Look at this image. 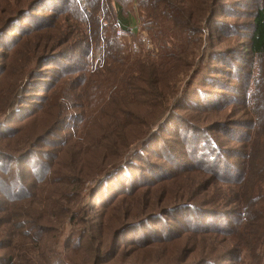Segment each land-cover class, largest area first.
Returning <instances> with one entry per match:
<instances>
[{
	"label": "trees",
	"instance_id": "obj_1",
	"mask_svg": "<svg viewBox=\"0 0 264 264\" xmlns=\"http://www.w3.org/2000/svg\"><path fill=\"white\" fill-rule=\"evenodd\" d=\"M51 1L0 0V38L17 31L20 37H27L32 29L22 22L36 20L31 13ZM61 3L53 9L58 17L62 15L57 28L76 20L89 25L93 37L98 27L105 29L103 42L113 44L108 45L110 56L112 48H123L117 29L128 33L133 26L125 8L137 3L148 7L150 0ZM219 3L203 1L197 17L194 10L180 19L175 14L182 11L173 0H161L152 9L155 18L173 19L184 35L185 29L192 28L188 34L198 36L195 41L200 43L222 13ZM107 5L115 11L117 22L107 16ZM250 19L247 42H237L248 62L236 70L239 79L245 72L241 82L236 79L244 88L238 101L248 116L240 124L244 132L235 138V133H227L225 123L214 126L240 144L228 154L233 162L222 152L220 138L210 133L202 138L193 134V159L183 157V152L172 150L163 140L160 157L157 155L161 167L149 163V168L137 169L138 177L125 176L137 168L156 140L161 142L159 134L152 145L150 140L146 142L153 120L168 112L159 127L163 131L166 124L178 120L180 110L191 107L185 106L183 94L172 102L194 67L196 57L188 51L168 53L160 63L152 64L150 71L144 69L126 80L127 103L112 108L114 119H125L110 124L105 136L91 145V152L79 148L71 159L62 160L64 150H51L49 141L55 136L46 132L40 136L46 150L35 153L28 143L18 154L20 150L15 148L22 141L21 134L15 136L16 130L7 126L10 120L0 124V264H264V0L257 1ZM204 22L205 27L196 30L195 25ZM38 29V33L44 30ZM94 47L99 48L97 43ZM91 51L87 49L86 55ZM35 60L38 65L44 63L40 53ZM143 113L146 119L141 118ZM188 127L193 133L205 129L192 121ZM178 139L171 140L182 145ZM72 143L71 138L69 146ZM132 145L139 148L128 153ZM151 168L159 170L149 177L146 174ZM92 178L90 194L79 204L80 188ZM92 209L102 213L99 218L91 216Z\"/></svg>",
	"mask_w": 264,
	"mask_h": 264
},
{
	"label": "rangeland",
	"instance_id": "obj_2",
	"mask_svg": "<svg viewBox=\"0 0 264 264\" xmlns=\"http://www.w3.org/2000/svg\"><path fill=\"white\" fill-rule=\"evenodd\" d=\"M160 1L150 0L148 7L137 3L125 8V15L132 18L130 21L133 26L126 31L128 33L117 29L116 36L123 48H112L110 56L108 45L113 47V44L103 42L105 29L98 27L99 31L93 37L89 35L90 26L80 25L76 20L66 22L63 29L57 28L60 25L57 21L62 15L58 17L53 9L62 5L61 0L44 3L31 13L36 20L22 22L23 26L32 29L27 37H20L17 31L0 38V124L10 120L7 126L16 130L15 136L17 132L21 134L22 141L15 148L16 151L20 150L18 154L25 150L28 143H31L35 153L46 150V143L40 141V136L46 132L55 136L49 141L53 144L51 150H64L61 152L62 160L71 159L79 148L91 152V145L105 136L110 124L125 119L123 116L114 119L112 108L127 103L126 80L139 75L144 69L149 68L150 71L151 65L160 63L168 53L188 51L196 57L194 67L181 83L179 93L172 102H176L178 97L182 99L183 94L187 99L185 106L191 104V107L180 110L178 120L166 124L163 131L159 127L167 120L168 112L153 120L146 142L150 140L152 145L157 134L161 142L156 140L153 149L138 161L137 168L129 171L130 176L128 172L125 176L138 177L137 169L149 168V163L161 167V159H157V155L161 154L163 140L172 150L183 152V157L193 159L196 154L194 135L202 138L208 133L220 138L218 143L222 152L233 162L234 159L228 154L238 149L240 144L232 142L231 135L235 133V138H240L244 132L240 124L248 120L245 106L238 102L242 99L240 94L244 88L237 80L241 82L245 72H242L240 79L236 75V70L243 69L248 62L244 58L246 54L241 55L237 42H247L250 16L255 12L258 0H220L222 13L215 17L212 30L206 37L203 34L200 43L195 41L198 36L188 34L192 28L185 29L184 35L173 19L153 16L152 7ZM173 1L174 6L182 11L181 14L177 11L175 14L180 19L184 15L189 16L194 10L197 17L201 3L206 0ZM106 8L109 9L107 16L110 21L117 22L115 11L109 5ZM171 14L174 15L173 12ZM143 21H146L147 26ZM205 23L195 25L196 30L200 26L205 27ZM38 28L44 30L38 33ZM218 30L224 34L216 32ZM229 35L235 37L227 39ZM96 43L98 49L94 47ZM87 49L92 50L89 56L86 55ZM39 53L44 63L38 65L35 57ZM235 98L237 100H233ZM215 106L222 107L212 110ZM36 116L39 119L34 120ZM146 117L144 113L141 114L142 119ZM190 121L205 129L191 132V127H188ZM216 122L225 123L226 131L231 135H223V130L217 127L214 129ZM175 137L181 140L182 145L171 140ZM71 138L75 143L69 146ZM66 141L65 147L60 146ZM136 148L132 145L128 153L135 152ZM157 170L151 168L146 175L152 177ZM94 179H86L80 188L79 204L84 197L88 198ZM90 214L93 218H99L102 213L92 209ZM121 243L125 244V241Z\"/></svg>",
	"mask_w": 264,
	"mask_h": 264
}]
</instances>
